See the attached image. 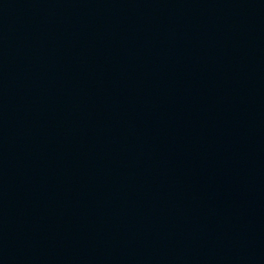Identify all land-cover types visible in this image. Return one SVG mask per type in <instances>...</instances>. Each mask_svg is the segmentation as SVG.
I'll use <instances>...</instances> for the list:
<instances>
[{"label": "water", "instance_id": "1", "mask_svg": "<svg viewBox=\"0 0 264 264\" xmlns=\"http://www.w3.org/2000/svg\"><path fill=\"white\" fill-rule=\"evenodd\" d=\"M0 264H264V0H0Z\"/></svg>", "mask_w": 264, "mask_h": 264}]
</instances>
